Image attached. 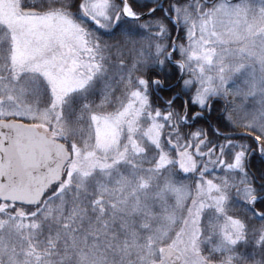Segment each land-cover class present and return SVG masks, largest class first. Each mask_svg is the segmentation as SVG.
I'll use <instances>...</instances> for the list:
<instances>
[{"label":"snow or ice","instance_id":"6c2138e0","mask_svg":"<svg viewBox=\"0 0 264 264\" xmlns=\"http://www.w3.org/2000/svg\"><path fill=\"white\" fill-rule=\"evenodd\" d=\"M0 264H264V0H0Z\"/></svg>","mask_w":264,"mask_h":264},{"label":"trees","instance_id":"16d2710c","mask_svg":"<svg viewBox=\"0 0 264 264\" xmlns=\"http://www.w3.org/2000/svg\"><path fill=\"white\" fill-rule=\"evenodd\" d=\"M254 164H256L257 162L256 161H253Z\"/></svg>","mask_w":264,"mask_h":264}]
</instances>
